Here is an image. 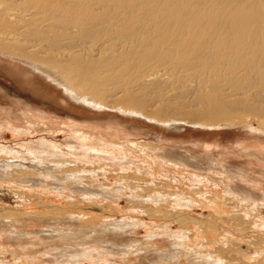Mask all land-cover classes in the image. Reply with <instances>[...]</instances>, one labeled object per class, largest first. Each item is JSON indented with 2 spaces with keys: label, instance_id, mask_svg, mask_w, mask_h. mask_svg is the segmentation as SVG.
<instances>
[{
  "label": "rangeland",
  "instance_id": "obj_1",
  "mask_svg": "<svg viewBox=\"0 0 264 264\" xmlns=\"http://www.w3.org/2000/svg\"><path fill=\"white\" fill-rule=\"evenodd\" d=\"M209 1L214 8L218 0ZM175 6L174 11L184 10L175 17L188 18L186 6ZM169 17L155 22L157 31ZM88 35L86 45L100 40ZM26 41L35 45L24 39L15 43L40 54V43ZM167 43L145 47L147 52L159 46L164 53L167 47L163 58L153 47L150 55L143 48L129 59L113 55L120 57L113 63L102 55L108 56L103 66L111 69L115 63V70L91 64L109 72V83L101 80L99 89L114 96L106 100L114 111L74 102L44 75L0 51V169L11 166L0 170V264H264V134L256 130L264 131V79L256 71L247 75L241 61H222L226 40L217 50L221 55L215 52L221 56L218 70L202 58L206 55L180 57ZM122 57H133L137 67L117 64ZM200 58L207 61L202 67ZM220 64H226L222 72ZM171 70L176 79L163 75ZM148 75L150 82L144 79ZM133 80L136 85L126 88ZM75 84L83 87L82 79ZM125 101L133 104L126 107ZM118 108L143 110L160 121L206 124L229 115L235 122L216 128L187 124L177 131ZM43 161L50 169L39 170ZM229 189L242 196H229ZM249 193L255 200L246 199Z\"/></svg>",
  "mask_w": 264,
  "mask_h": 264
},
{
  "label": "bare ground",
  "instance_id": "obj_2",
  "mask_svg": "<svg viewBox=\"0 0 264 264\" xmlns=\"http://www.w3.org/2000/svg\"><path fill=\"white\" fill-rule=\"evenodd\" d=\"M142 1L143 0H4L0 2L1 3L0 6H2L3 3L5 4L4 7H6L7 5L6 9L3 8V6H2L3 9L0 7L2 9V10L0 9V51L6 53L7 55L5 56L12 58L13 60L27 64L35 71L44 75L48 80L51 81V83L53 82L59 88L63 89L65 94L69 96V98L72 99L74 102L92 108L93 110H108L109 108H114L112 109L113 111L117 110L115 107H110L106 103L107 102L106 100L111 98L113 99L114 96H109L108 93H106L107 91H105V89L102 90L99 89V87L101 88L104 86V83L103 85L101 84L102 86L100 85L99 82L101 80H103V82H105V84L107 85L106 81L108 82V79L109 78L111 79V77L110 76L108 77L107 75L109 72L106 73L101 70L98 72V67L99 66L101 67L108 62V58H107L108 56L106 57L102 55H110L109 59H111L110 61L111 63H113V60H115L116 57H118V56L114 57L113 55H126V57L127 55H139L141 53L139 52V50L141 49L140 51H142V48L146 52L145 47L147 44L153 43L154 45V42H156V44L158 42L159 46H161L160 43L163 42V39H165V43L169 41V44L168 43L167 44L170 45L169 46L170 52L172 51L170 49L171 46L174 48L173 52L176 50L174 52L175 55H179V56L189 55L190 53H192V55L196 54L198 59L199 57L206 55L205 56L206 58L204 57L202 58L206 59L207 61L209 60L211 64L213 63V65H215L216 63L215 68H217V70L219 69L217 61H220L221 59L220 56L221 52L218 51L219 50L221 51V49L225 47L224 46L225 43L222 42L226 40L225 49L227 48V50L224 49L225 51L223 52H227V54L225 53L226 58H224L222 61L231 60L232 63L229 61L230 62L229 64H233L232 60L235 61V59L241 61L240 63L242 65L244 64L243 66L246 65L248 66V67L246 66V69L248 68V71L245 69V67L241 66L244 69V71L246 70L248 72V73L245 72L247 73V75L248 74L251 75L252 73H253L252 75H254L256 71L255 74L257 73L258 74L255 76L264 79V0L263 1L262 0H230L228 2L226 1L227 3L225 5H224L225 3L224 0L220 1L221 3L224 2L223 4H221L219 0L218 1L215 0L217 3L215 1L213 2L216 3L214 8L212 6V2L210 4V1L208 3V0H204L205 2L199 0L202 1L203 5L201 4V2H199V4L201 5H198V3L194 4L196 0L195 1L191 0L193 7L197 6L196 10H194L195 8L193 9L191 7L192 6L191 3H190L191 6L187 7L189 5L188 3L189 0L187 1L163 0L162 2H160L161 1L160 0L159 1L160 4L158 3V5H155L158 0L157 1L152 0L151 2L155 3L153 5L148 0L145 1L150 2V4ZM140 2L146 8L144 6L142 7ZM206 2L210 4L209 7L212 6V8H209ZM147 4L150 6H148ZM170 4L173 7H176L175 5L178 6L179 4L180 5L179 7L183 6V8L184 6H186V4H188L184 9L188 8L186 9L188 10L186 12L187 13L189 12L191 14L189 8L190 9L192 8L193 9L192 14L193 13L196 14L195 20L194 18H193L194 21L192 20L191 18L192 15H189V13H188V18L180 19L179 16L180 17L181 15L183 16L182 13H184L183 12L184 10H180V11L177 10L178 14L181 11L182 13H180L181 15H178V18L175 17L174 14H177V11H174L172 6H170L169 8ZM139 6L142 8H140ZM169 15H170L169 18L171 19L168 18L169 21L165 22L164 26L162 25L163 31H157L155 22L164 21V20L166 21V18ZM184 16L183 18H185ZM189 16L191 19L189 18ZM211 18L213 20L212 23L210 21ZM8 23L11 24V26H9ZM12 25L16 28V31L13 30L14 27ZM1 27H5V28H1ZM6 27H8L9 29H7ZM159 30H161V28H159ZM90 32L92 33L93 36H95L100 40H98L96 43L86 45L87 42L84 41L86 40V38L88 40V37L90 36L88 35V33ZM251 32L252 34L249 35ZM246 34L250 36L249 37L250 39L248 38L250 41L246 40L247 39L246 37H248L246 36ZM253 34H255L254 36L255 38L252 37ZM165 36H169V38L168 37L164 38ZM157 37H159L160 39L159 38L157 39ZM29 38L32 39V44L34 43L33 40H36L37 43H40L38 44L39 46L44 44L45 47L47 48L41 46L40 49L39 46L36 47L38 48L39 52L41 50L42 53L40 52V54L35 53L33 51L25 52L26 49H23V47L21 48V45L19 46L16 45L15 43L23 39L25 40V42L29 43L28 41H26V40H30ZM91 39H93V37ZM166 39L168 40L166 41ZM210 39H211V43L209 44ZM170 40H174V42ZM241 40H243V42L248 41V44L251 46L250 49L245 48V46H247V42L246 44L244 43L245 45L239 44V42L243 43ZM29 44H30L29 46H31V43ZM194 44H196V46H194ZM33 45H35V43ZM193 46L194 48H192ZM203 46H205L206 48H204ZM153 47L154 49H152V51L156 50L158 52L159 57L160 55L161 57L164 54L166 55L167 53L166 51H168L167 47L165 53L164 51H162L163 48L160 47L159 49H157L156 46ZM153 47L150 48L147 47V52H148V48L151 49ZM44 48L45 50H43ZM215 49L216 51H214ZM161 51L163 52L162 54H160ZM244 51L245 52L249 51L250 55L249 54L243 55L242 53H244ZM147 52L145 54L150 55V53ZM215 52L216 53L218 52V54H220L218 58ZM234 52H237L238 54L240 53L242 55L240 54L237 55V53ZM84 55H86V57H84ZM93 55L94 56L98 55V57L93 58L92 57ZM133 57L130 58V60L134 59ZM202 58H200V60ZM122 59L120 60L117 59L118 60V61L116 60L117 64L119 63L125 66L127 65L128 62L129 63L131 62L130 60H128L129 58L127 60L125 59L122 60ZM198 59L195 58V61ZM203 59L201 63L200 60L198 61L201 67L203 66L201 65L203 61H205V64L207 63V61ZM147 61H149L148 58ZM237 62L235 61L234 63ZM91 64L94 65L96 64L98 66L96 67L97 71L94 70L96 68L94 69L90 68ZM205 64H204V68H207L208 66L206 67ZM72 65H74L75 67H72ZM130 65H132V62ZM192 65H194V63H192ZM225 65L223 64V66ZM114 66L113 68L115 70L116 67ZM134 66L132 65V68L137 67ZM197 66L198 65H196L195 67ZM200 66L198 67L201 68ZM220 66L222 65L220 64ZM108 68L106 67L107 70ZM113 68L111 69L109 68V70L111 71ZM209 68L210 67H208V69ZM211 68H214V66ZM225 68L226 67L221 68L220 69L221 72L222 69ZM100 69H102V67ZM228 69L229 68L227 66V70ZM121 70L120 73L122 72ZM214 70L215 69L212 70L214 74L217 73L220 74L219 73L220 71L218 72ZM249 70L252 73L251 72L249 73ZM241 71H240V75L245 74L244 71L242 72ZM208 72H210V69ZM163 75L164 76L167 75L170 80L177 78V74L172 70L168 73L164 72ZM111 76L113 75L111 74ZM123 77L120 78L123 79ZM151 77L148 75L144 77V79L146 78L149 80L148 82H150L152 79ZM78 78L82 79L83 87H80L79 85L75 84ZM134 82L135 80H133L130 83H127L126 88L127 87L129 88L130 85L133 86V84L136 85V83ZM119 89L120 90H118V92L120 93L125 92L124 91L125 87H121ZM114 93L117 94V92ZM123 96L124 93L119 98H122ZM124 103L126 107H130L133 104L131 101L130 102L125 101ZM118 109L120 110V112H122L125 115L133 116V117H141L147 120L148 123L150 122L151 124H159L164 127H169V129L173 128L174 130L177 131L182 130L184 127L188 126L189 124L192 127L197 126L196 128H201V127L212 128V126L216 128L219 127L220 123L227 124L228 126L230 124V126H233L235 122L234 117H231L229 115L226 116L224 114H222L224 115L223 117H217L218 119L216 118L215 121L209 120V122L207 121L206 124L205 123L200 124V122L189 123L186 121H182L180 119L179 120L164 119L165 121H160L161 119L160 117L150 116L143 110L135 109L132 111H128L123 108H118ZM260 119L261 118H259V120ZM261 125L264 127L263 121L261 122ZM256 130L264 134L262 128L258 127L256 128ZM38 166L40 167L39 170L50 169V166L46 164V162L44 161L41 162V164H39ZM10 168H11L10 165L4 164V166L1 169L5 171V169L8 170ZM2 173L3 172H1V174ZM226 191H227L226 193L229 196L230 195L242 196L241 194H238L231 189ZM262 195H263L262 199L264 200V194ZM246 199L255 200V197H253L252 194L249 193L246 194Z\"/></svg>",
  "mask_w": 264,
  "mask_h": 264
}]
</instances>
